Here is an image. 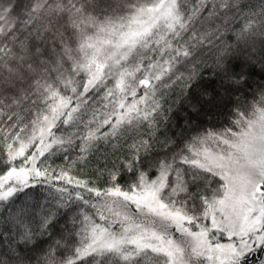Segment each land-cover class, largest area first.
<instances>
[{
    "label": "snow or ice",
    "instance_id": "obj_1",
    "mask_svg": "<svg viewBox=\"0 0 264 264\" xmlns=\"http://www.w3.org/2000/svg\"><path fill=\"white\" fill-rule=\"evenodd\" d=\"M0 264H264V0H0Z\"/></svg>",
    "mask_w": 264,
    "mask_h": 264
},
{
    "label": "trees",
    "instance_id": "obj_2",
    "mask_svg": "<svg viewBox=\"0 0 264 264\" xmlns=\"http://www.w3.org/2000/svg\"><path fill=\"white\" fill-rule=\"evenodd\" d=\"M176 97L173 96L172 97V100H174ZM171 102V101H170ZM180 123H183L182 119L179 121ZM177 129L176 128H173V127H170L169 128V132H174L176 131ZM62 159H56V164H60L62 163ZM104 164V159H103V156H100V157H93L92 158V163L91 165L89 166L87 172H86V175L95 179V170L97 167L101 166ZM121 183H123V181H121Z\"/></svg>",
    "mask_w": 264,
    "mask_h": 264
}]
</instances>
